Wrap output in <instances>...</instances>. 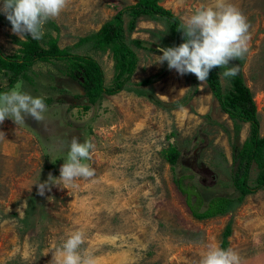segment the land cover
<instances>
[{
  "label": "rangeland",
  "instance_id": "1",
  "mask_svg": "<svg viewBox=\"0 0 264 264\" xmlns=\"http://www.w3.org/2000/svg\"><path fill=\"white\" fill-rule=\"evenodd\" d=\"M137 1L68 0L59 17L44 25L42 39L54 36L61 48L94 57L110 86L117 74L113 53L80 40ZM229 2L250 25L249 51L229 66L240 65L238 74L253 93L263 136L264 0ZM207 3L160 0L181 21ZM124 19L125 42L138 62L118 93L105 95L85 111V97L77 96L83 89L65 74L61 60L38 62L28 72L31 81L16 83L24 92L52 96L54 102L47 105L41 123L26 116L20 127L11 118L0 124V264H49L53 246L61 244L66 231L76 229L85 233L83 247L93 252L97 264H196L209 243L233 249L241 264H264V187L240 199L233 184L234 151L249 138L250 123L231 118L206 81L191 73L181 76L167 62L157 63L159 48L177 46L166 20L141 18L131 30L130 17L125 14ZM16 37L0 21L5 55L18 53ZM147 78L152 82L141 84ZM221 80L227 91L231 83ZM5 83L8 87L0 72V87ZM74 137L94 144L92 158L85 162L95 175L78 178L74 189L54 186L38 195L35 183L46 180L49 172L60 175ZM171 144L181 152L175 165L162 153ZM258 172L253 163L251 187ZM182 177L193 187L192 201L202 198L203 209L215 196L235 201L225 214L196 218L178 186Z\"/></svg>",
  "mask_w": 264,
  "mask_h": 264
},
{
  "label": "clouds",
  "instance_id": "2",
  "mask_svg": "<svg viewBox=\"0 0 264 264\" xmlns=\"http://www.w3.org/2000/svg\"><path fill=\"white\" fill-rule=\"evenodd\" d=\"M68 0H3L0 13H3L12 25V32L21 39L31 36L40 40L44 36V25L59 17L66 8ZM249 23L247 18L229 0H209V3L197 7L193 13L182 18L177 29L182 31L184 42L178 46L159 48L162 52L157 63L167 62L170 70H176L181 76L191 73L203 83L214 68H223V78L236 76L240 65L229 66L230 61L240 60L249 51ZM4 87H7L5 83ZM47 105L43 97H34L24 92L21 86L0 92V124L11 118L17 127L25 124L30 116L38 123L44 120ZM94 144L73 138L60 175L51 172L48 178L35 183L38 195L44 196L52 187L68 190L78 187V178L90 179L95 175L88 161L92 158ZM55 162V161H53ZM86 242L82 230H68L61 244L53 246L49 264H97L93 252L83 247ZM196 264H241L237 252L224 248L217 243H209L199 253Z\"/></svg>",
  "mask_w": 264,
  "mask_h": 264
},
{
  "label": "trees",
  "instance_id": "3",
  "mask_svg": "<svg viewBox=\"0 0 264 264\" xmlns=\"http://www.w3.org/2000/svg\"><path fill=\"white\" fill-rule=\"evenodd\" d=\"M130 17L128 27L132 30L137 26L141 18L153 20L164 19L170 26L172 37L176 45L184 42L182 31L177 29L182 21L168 9L160 4V0H138L127 8L119 9L114 18L106 21L103 26L90 36H86L80 42L92 41L94 47L99 50H110L116 60L117 74L110 86L105 84L104 70L101 64L90 55L76 54L67 48H61L58 39L54 36H45L46 39L33 40L31 36L24 39L15 38L20 45L19 51L12 56H7L0 47V72L8 79V87L13 88L22 78L28 81L32 79L28 72L38 62H53L54 60L65 61L64 72L69 77L79 81L83 93L77 95L85 97L86 102L82 105L84 110H89L94 104L102 101L105 95H113L123 89L125 84L131 80L135 73L138 55L125 42V19L124 15ZM0 21L10 27L11 23L0 13ZM138 47H144L141 40H135ZM223 68H214L210 71L206 80L213 95L220 101L221 106L235 121L248 122L251 125V133L244 144L234 151V163L237 169L233 174V184L240 191V199L253 191L264 187V135L260 134V120L256 102L250 87L245 83L243 77L237 74L234 77L226 78L231 87L224 91L221 73ZM151 78L142 80L141 84H150ZM7 87V88H8ZM3 86L0 92L7 91ZM46 105L54 102V97H43ZM60 101V100H59ZM236 127H240L237 123ZM163 155L169 163L175 165L180 158L181 152L177 145L171 144L163 149ZM253 163L259 169L256 185L251 187L248 183L249 173ZM181 191L187 195V203L191 213L199 219L213 217L228 212L233 198L227 196H215L210 199L207 208L203 209V200L199 196V202L192 201L193 187L184 183V177L177 180ZM229 233V232H228Z\"/></svg>",
  "mask_w": 264,
  "mask_h": 264
}]
</instances>
